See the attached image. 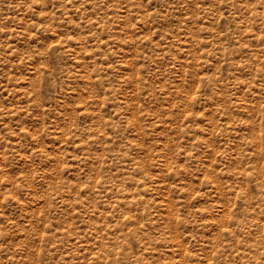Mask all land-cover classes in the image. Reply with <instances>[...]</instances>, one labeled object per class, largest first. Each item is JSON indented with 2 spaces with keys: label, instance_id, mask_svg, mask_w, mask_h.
I'll list each match as a JSON object with an SVG mask.
<instances>
[{
  "label": "rangeland",
  "instance_id": "374dc122",
  "mask_svg": "<svg viewBox=\"0 0 264 264\" xmlns=\"http://www.w3.org/2000/svg\"><path fill=\"white\" fill-rule=\"evenodd\" d=\"M0 264H264V0H0Z\"/></svg>",
  "mask_w": 264,
  "mask_h": 264
}]
</instances>
